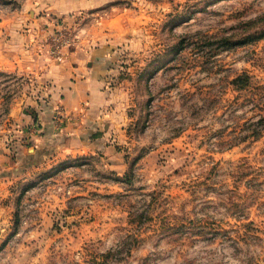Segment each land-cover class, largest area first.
Segmentation results:
<instances>
[{
    "label": "rangeland",
    "instance_id": "obj_1",
    "mask_svg": "<svg viewBox=\"0 0 264 264\" xmlns=\"http://www.w3.org/2000/svg\"><path fill=\"white\" fill-rule=\"evenodd\" d=\"M81 45L130 70L122 163L63 155L1 187L0 264H264V0H0L12 159L38 71Z\"/></svg>",
    "mask_w": 264,
    "mask_h": 264
},
{
    "label": "crops",
    "instance_id": "obj_2",
    "mask_svg": "<svg viewBox=\"0 0 264 264\" xmlns=\"http://www.w3.org/2000/svg\"><path fill=\"white\" fill-rule=\"evenodd\" d=\"M120 58L109 45H81L62 63L50 62L38 71L45 84L18 115L27 126L21 131L24 142L17 143L14 159L0 147V188L63 155L106 156L120 167L123 157L115 144L122 143L117 137L131 122L132 106L124 74L129 68Z\"/></svg>",
    "mask_w": 264,
    "mask_h": 264
},
{
    "label": "trees",
    "instance_id": "obj_3",
    "mask_svg": "<svg viewBox=\"0 0 264 264\" xmlns=\"http://www.w3.org/2000/svg\"><path fill=\"white\" fill-rule=\"evenodd\" d=\"M264 120V119H263Z\"/></svg>",
    "mask_w": 264,
    "mask_h": 264
}]
</instances>
